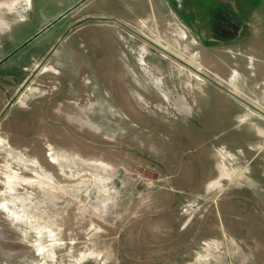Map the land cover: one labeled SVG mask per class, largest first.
<instances>
[{"label":"rangeland","instance_id":"374dc122","mask_svg":"<svg viewBox=\"0 0 264 264\" xmlns=\"http://www.w3.org/2000/svg\"><path fill=\"white\" fill-rule=\"evenodd\" d=\"M0 0V264H264V0ZM18 50V51H16Z\"/></svg>","mask_w":264,"mask_h":264},{"label":"water","instance_id":"95a60500","mask_svg":"<svg viewBox=\"0 0 264 264\" xmlns=\"http://www.w3.org/2000/svg\"><path fill=\"white\" fill-rule=\"evenodd\" d=\"M86 0H81L80 2H78L76 5H74L72 8L68 9L67 11H65L63 14H61L58 18H56L55 20H53L50 24H48L47 26H45L44 28H42L37 34H35L32 38H30V40H28L24 45L30 43L32 40H34L36 37H38L40 34H42L43 32H45L48 28H50L52 25H54L56 22H58L60 19H62L63 17H65L69 12H71L73 9H75L76 7H78L81 3H83ZM18 51V50H16Z\"/></svg>","mask_w":264,"mask_h":264}]
</instances>
